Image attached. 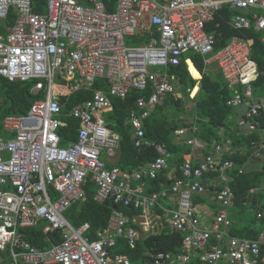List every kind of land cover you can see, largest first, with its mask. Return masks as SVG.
I'll return each mask as SVG.
<instances>
[{"label": "built area", "instance_id": "built-area-1", "mask_svg": "<svg viewBox=\"0 0 264 264\" xmlns=\"http://www.w3.org/2000/svg\"><path fill=\"white\" fill-rule=\"evenodd\" d=\"M31 2L0 0V22L10 9L17 15L0 35V75L11 82L37 79L32 89L43 92L27 113L0 118L1 131L10 135L0 134V250L8 248L14 264H132L124 250L135 249L139 239L167 227L184 234L180 249H146L141 264H188L191 259L200 264H264V227L254 239L229 232L227 207L234 192L228 171L234 164L223 157L234 152L230 139L214 140L202 159L192 149L171 191L147 194L145 177L155 178L165 169L169 153L164 145L146 140L143 130V120L177 90L167 68L182 59L188 65V53L200 55L204 70L212 64L220 69L233 91L226 104L235 108L240 130H258L256 115L264 110V99L253 97L252 83L259 75L251 57L253 41L233 35L214 50L217 38L206 26L227 6L236 11L228 17L230 28H254L264 43V0H116L113 11L101 0H46L45 13L34 12ZM138 32L145 33L144 42L126 43ZM59 77L67 80V94L93 89L88 99L64 114L57 92L62 87L55 82ZM99 80L105 87L93 88ZM150 85V95L138 96L125 120L134 131L135 146L152 144L158 157L130 171L108 166L105 158L115 156L120 140L104 117L112 98L125 99L130 91H145ZM67 117L78 120L77 139L60 146L58 130L67 127ZM196 131L194 125L183 126L174 135L196 145ZM253 157H264V133ZM216 170L219 177L212 183L225 185L211 197L220 208L207 226L193 196L206 192L205 173ZM87 181L96 187L95 201L114 202L106 225L93 236L88 222L75 226L65 216L73 203L85 198ZM159 196L167 198V206L158 203ZM119 204L140 212L125 214ZM256 216L262 218L264 211L260 208ZM43 223L42 233H58L60 241L38 249L21 230ZM117 242L124 247L114 250Z\"/></svg>", "mask_w": 264, "mask_h": 264}, {"label": "trees", "instance_id": "trees-1", "mask_svg": "<svg viewBox=\"0 0 264 264\" xmlns=\"http://www.w3.org/2000/svg\"><path fill=\"white\" fill-rule=\"evenodd\" d=\"M101 1L105 4L107 11L114 10L116 0ZM31 3L34 12L45 13L46 0H32ZM232 12L236 11L224 6L222 11L214 16V21L206 26V30L213 32L217 38L214 50L225 45L233 35L252 39L251 57L257 62L259 70L258 77L252 83L254 95L258 91L264 90V43L260 41L259 34L254 28L242 30L230 28L228 17ZM221 15H225L226 18L221 17ZM16 17L15 11L10 9L7 17L0 22V35L5 34L4 28L6 26L10 27L14 24ZM216 23H219V26L216 27ZM145 40V33L138 32L134 37H127L126 43L136 45ZM189 58L188 65L182 59L178 65H170L167 68L178 91L183 88L184 96L179 93L167 94L161 103H158L149 116L143 120L146 140L164 145L169 153V156L166 157L167 167L159 170L155 178L145 177L146 193H160L164 188L171 191L172 182L175 178L182 176L181 165L192 149L204 147L199 148L197 153V160L202 159L210 150V145L214 140L224 141L230 139L234 152L223 157V159L232 160L234 164L232 171H228L231 176L228 185L235 195L232 198L231 205L227 207L228 216L231 220L229 232L236 236H246L254 239L264 227V216L259 219L256 216L260 208L264 211V191L259 188L264 183V160L261 157H253V151L261 140L260 130L264 129V110L256 115L259 131L240 130L236 122H232V117L236 113L235 108L226 104V100L233 96V91L228 88L221 71L204 70L203 60L198 54H193L192 58ZM188 66L194 78L191 76ZM36 81L37 79L11 82L0 75V118L6 115H21L28 112L33 102L43 95V92H35L32 89ZM197 84L199 87H197ZM104 87V81L99 80L96 81L93 88ZM188 88H191L190 92L196 90L192 97L189 96ZM238 89L242 90V87L239 86ZM63 90V88H59L57 92L60 94V102L66 112L75 104L88 99L93 91L92 89L80 91L76 94H67ZM151 92L152 86L150 85L145 91H130L125 99L114 97L112 98V108L106 113L105 119L109 128L118 133L120 137L117 154L112 163L124 170L137 169L158 157L157 150L152 144L135 146L134 131L125 120L129 108L136 107V98L138 96L148 97ZM185 98L191 100L193 105L188 115L181 116L186 111L184 107ZM66 119L67 127L62 128L60 131V145H66L76 140L78 120L73 117H67ZM190 125L197 128V131L193 134L197 141L196 145H190L178 139H176L178 142H174L169 138V134H174L175 129ZM1 130L3 129L0 124V134L10 137L8 133L5 134ZM112 163L107 164L110 166ZM240 168H244V171L239 172ZM205 176L207 180L206 192L194 195L193 203L197 205L208 204L217 211L220 206L211 197L215 194V190L221 189L225 185V182L218 183V185L212 183L214 179L219 177L217 170L205 173ZM168 182L170 183L168 184ZM84 188L85 198L73 203L65 212V215L75 226L88 222L90 224V234L93 236L96 230L106 225L114 202L112 199H108L103 203L96 202L93 199L96 187L90 181L85 183ZM251 188H254L253 193L250 192ZM158 203L167 206L168 200L166 197L159 196ZM118 208L125 214L140 212V210L125 207L122 204H119ZM153 209L157 213H162L158 206H154ZM238 212L253 213L250 217V223L238 228L233 219L234 217L240 219L236 216ZM43 225L44 223L21 230L24 238L38 249H47L52 244L60 241L58 233L53 236L43 234L41 229ZM183 236V233L169 232L165 229L159 234L148 235L144 239H139L136 248L126 249L125 253L130 256L132 261H136L140 257L142 263L147 259L146 256L142 255V252L146 249L153 252L160 249H172L173 246L182 241ZM260 253L264 254V246L261 247ZM10 259L8 248L4 251L0 250V264H11ZM188 264H200V262L197 259H191Z\"/></svg>", "mask_w": 264, "mask_h": 264}, {"label": "rangeland", "instance_id": "rangeland-1", "mask_svg": "<svg viewBox=\"0 0 264 264\" xmlns=\"http://www.w3.org/2000/svg\"><path fill=\"white\" fill-rule=\"evenodd\" d=\"M192 53H188V54H186L185 56H189V57H191L192 58ZM193 63V62H192ZM194 65V64H193ZM212 67H216V66H214V65H212ZM197 68L199 69V71L201 72V70H200V68L197 66ZM217 68V67H216ZM157 69L158 68H155L154 69V71H157ZM217 70H219V69H217ZM192 76V75H191ZM194 78V77H193ZM64 81V82H63ZM55 82H56V84H59L63 89H67L68 87H67V80L65 79V78H61V77H59V78H57L56 80H55ZM174 82V81H173ZM175 83V82H174ZM198 85V84H197ZM199 87V86H198ZM176 89H177V87H176ZM191 89V88H190ZM195 92H196V90L195 91H193V92H190V90H189V96L190 97H192L194 94H195ZM180 94L181 96H184V93H183V88H180V90L178 91V89L176 90V92H175V94ZM253 97L254 98H256V99H258V98H260V99H264V90H262V91H258L257 93H255L254 95H253ZM184 101H185V109H186V111L184 112V113H182L181 114V116H186V115H188V113H190L189 112V110L191 109V107H192V105H193V102L191 101V100H187V98H185L184 99ZM106 116V114L104 115V117ZM236 116L235 115H233V117H232V122H236V118H235ZM169 138H171L172 139V141H177L176 140V137L174 136V134H169ZM261 138V137H260ZM213 141V140H212ZM178 142V141H177ZM218 143H222L223 141H217ZM260 143V142H259ZM212 144V143H211ZM259 145V144H258ZM199 148H204V147H199ZM199 148H197L198 150H197V153H198V151H199ZM211 149H212V147H211V145H210V150L209 151H211ZM261 159V158H260ZM262 159L264 160V157H262ZM197 210H198V214L200 215V220L205 224V225H207V226H209V225H211V223H212V221H213V218H214V214H215V209L214 208H212V207H210L208 204H201V205H199L198 206V208H197ZM237 212V211H236ZM253 213H243V212H238V213H236V216L237 217H239L240 219H238V218H236V217H234L233 219H234V224L236 225L237 224V227L238 228H240V227H242L243 225H245V224H248V223H250V217H251V215H252ZM239 220V221H238ZM238 222V223H237ZM257 227H259V226H257ZM124 247V245L122 244V243H119V242H117L116 243V245L114 246V250H118V249H121V248H123ZM2 251H4V250H2ZM138 260H136V261H132V264H140L141 263V258L139 257V258H137ZM11 260V264H14V262H13V260L12 259H10Z\"/></svg>", "mask_w": 264, "mask_h": 264}, {"label": "clouds", "instance_id": "clouds-1", "mask_svg": "<svg viewBox=\"0 0 264 264\" xmlns=\"http://www.w3.org/2000/svg\"><path fill=\"white\" fill-rule=\"evenodd\" d=\"M1 35H3V34H1ZM193 64V63H192ZM212 65H214V64H212ZM212 65H210V66H212ZM194 66V65H193ZM209 66V67H210ZM216 66V65H215ZM209 67L207 68V69H205V70H209ZM217 67V66H216ZM218 68V67H217ZM219 69V68H218ZM220 70V69H219ZM222 73V72H221ZM3 77V76H2ZM193 77V76H192ZM192 88V87H191ZM91 95V94H90ZM61 106H62V104H61ZM61 111L63 112V114L64 113H68V112H70V110L68 111V112H66L64 109H63V107H61ZM107 123V122H106ZM107 126H108V124H106ZM64 128H66L65 126H63ZM63 127H60L59 128V130H58V132H59V134H60V131L62 130V128ZM78 127H79V123H78ZM109 127V126H108ZM259 131V130H258ZM260 132H261V137H262V135H263V133H264V129H263V131L262 130H260ZM77 133H78V128H77ZM76 139H77V135H76ZM76 141V140H75ZM60 142H61V136H60ZM60 142H59V145H60ZM74 141H72V142H69V143H73ZM69 143H67L66 145H68ZM66 145H60V146H66ZM208 152H211V151H208ZM262 158V157H261ZM259 188H261V189H263V191H264V183L259 187ZM251 189H254V188H251ZM251 189H250V192H251ZM253 193V192H252ZM235 196V195H234ZM97 202V201H96ZM99 203V202H98ZM198 205H201V204H198ZM259 209V208H258ZM68 210V209H67ZM66 210V211H67ZM66 216V215H65ZM67 218V217H66ZM68 219V218H67ZM70 222V221H69ZM71 223V222H70ZM72 224V223H71ZM167 230V231H169V232H176V231H172V230H170L169 228H167V227H165L164 229H162L161 231H159L158 233H156V234H159V233H161L162 231H164V230ZM156 234H153V235H156ZM30 243V242H29ZM31 244V243H30ZM181 244H182V241L180 242V243H178V244H176L175 246H173L172 247V249H162V250H178V249H180V247H181ZM32 245V244H31ZM33 246V245H32ZM35 247V246H34ZM126 249H129V248H126ZM125 249V250H126ZM125 250H124V252H125ZM161 250V249H160ZM158 251V250H157ZM154 252H156V251H154ZM127 254V253H126ZM128 255V254H127ZM130 257V256H129ZM132 261V260H131ZM141 264V263H140Z\"/></svg>", "mask_w": 264, "mask_h": 264}, {"label": "crops", "instance_id": "crops-1", "mask_svg": "<svg viewBox=\"0 0 264 264\" xmlns=\"http://www.w3.org/2000/svg\"><path fill=\"white\" fill-rule=\"evenodd\" d=\"M4 29H5V28H4ZM214 66H215V65H214ZM209 69H210V70H217L218 68L210 66ZM197 87H198V85H197ZM110 110H111V109H110ZM110 110H109V111H110ZM109 111H108V112H109ZM108 112H106V113H108ZM106 113H105V114H106ZM235 118H236V117H235ZM106 122H107V121H106ZM110 129H111V128H110ZM111 130H112V129H111ZM113 132H114V131H113ZM115 133H116V132H115ZM117 134H118V133H117ZM116 154H117V151H116ZM116 154H115V156H114L113 158H111V159H109V160L105 158L106 164H107V163H112V162H114L115 157H116ZM113 164H114V163H112L111 165H113ZM107 165H108V164H107Z\"/></svg>", "mask_w": 264, "mask_h": 264}, {"label": "water", "instance_id": "water-1", "mask_svg": "<svg viewBox=\"0 0 264 264\" xmlns=\"http://www.w3.org/2000/svg\"><path fill=\"white\" fill-rule=\"evenodd\" d=\"M170 182H168V184H169Z\"/></svg>", "mask_w": 264, "mask_h": 264}]
</instances>
